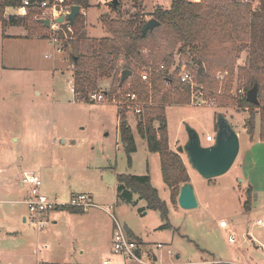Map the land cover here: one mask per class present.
<instances>
[{"label": "rangeland", "instance_id": "rangeland-1", "mask_svg": "<svg viewBox=\"0 0 264 264\" xmlns=\"http://www.w3.org/2000/svg\"><path fill=\"white\" fill-rule=\"evenodd\" d=\"M170 2L171 0H124L122 10L116 13L108 8L109 2L91 0V7L85 16L93 25L91 32L89 31V37L100 38L109 35L98 19L105 12H109L113 17L120 14L123 18H129L142 6L144 13L149 17L156 7L170 6ZM147 16L146 19H148ZM5 31H15L17 37L26 34L29 38L28 30L23 25L3 28L0 23V167L2 168L0 264H7L9 261L19 264H36L38 261H44L50 264L48 260L51 259L54 261L52 264H71V261L80 262L82 259L104 264L103 260L109 257L114 264H121L122 257L108 250L109 243L104 240L100 231L95 238L98 242L97 248H90L89 240H87L90 237L75 236V220L71 222L67 219L62 212L66 209H56L46 213L42 219L47 222V227L43 230L39 229L37 224H32L28 205L19 201L25 198L22 194L27 193V190L21 189L16 180H11L9 175L18 170L22 173L28 170L38 171L43 179L45 193L50 197L57 196L63 203L67 202L72 194L85 192L82 191L85 189H91L105 198L116 197L117 172H126L131 169L120 138L121 120L118 114L124 107L127 91L121 89L116 94L119 97L113 95L103 101L79 102L75 99L72 83H70L73 81V71L70 57L66 52L71 50L67 51L63 47L62 53L58 54L55 44L50 40L43 41L48 40V35L41 41L33 42L35 44L31 43V50L23 55L25 44L12 39L3 41ZM46 54L50 57H45ZM58 55H62L61 59L65 57L64 59L69 60H65L66 62L61 60L60 63L58 61L56 68L53 64ZM248 57L249 51L243 48L237 65H244ZM180 59L182 63H185L186 59L182 55H177L175 62L178 63ZM190 62L194 64V61ZM174 69L175 66L172 71ZM146 70L140 72V77L142 78L141 75L146 71L150 79L154 68L149 67ZM177 73L178 70H176V76ZM223 74V77L217 74L219 81L217 95L231 93V96L241 98V90L244 88H240L234 80L231 90L227 91L225 85L229 81V75L227 72ZM102 85L103 89L110 88V82H104ZM200 89L202 92H199ZM190 92V103L167 106L170 142L174 150L179 152V148L187 141L188 129H193L203 144H212L213 142L207 140V135L211 134L215 137L216 124L222 116H228L239 132L241 141V152L236 164L225 174L226 178L231 177L236 181L235 188L230 185L213 189L212 200H214L210 203L208 213H203V207L185 210L181 206L174 207L169 202V187L164 183L161 184V175L157 178L156 171L153 170L155 173L153 181L157 186L155 187L159 190L161 198L168 203L170 223L177 232L168 228L158 229L162 223L161 215L155 210L144 214L145 209L142 210L146 204L144 200L131 205L115 199L114 209L110 212L149 242V244L142 243L145 247H151L157 243L165 244L164 236L175 233L171 247L174 256L169 255L166 249L155 247L158 260L151 259L155 264L203 262L199 247L208 252L203 254V258L210 259L211 264H216L215 260H219L220 264H264V246L261 245V242H264V228L253 224L254 221H252V234L255 239L249 237L251 235L249 232L246 233L247 219L251 217L250 219L254 220L264 212V166L263 169L253 170L256 183L249 200V205L252 203L249 213L251 216L247 215L244 208H240L245 199L244 189L248 187V183L246 179L242 181L246 172L238 164L250 150L245 148L247 138H250L245 127L250 110L248 107L234 104L235 102H230L225 107L221 106L217 97L206 93L203 83L200 88L191 89ZM126 113V120L133 127L139 146L138 167L140 165L145 167V140L136 130L137 112L132 108ZM256 154L259 153L256 152ZM183 155L192 174L191 184L196 195L203 198V185L206 180L194 169L185 154ZM237 177L238 182L235 179ZM253 193L256 195L254 196ZM135 201H138L136 196ZM60 214L65 216H62L58 224L53 226V218ZM221 216L228 222V227L221 228L220 221L215 220ZM25 217L26 222H24ZM101 219L112 220V217L104 213ZM9 228L31 234L35 241L39 239L38 249L36 247V250L30 251V255L18 252V245L22 239L18 235L21 233L12 234L1 231L9 230ZM230 236L234 237V242L229 240ZM46 243L50 244L48 248L45 247ZM80 247L84 248V254L80 252ZM178 251L181 253V259H177ZM107 253L111 256L104 258ZM147 260L151 261L150 258Z\"/></svg>", "mask_w": 264, "mask_h": 264}, {"label": "trees", "instance_id": "trees-1", "mask_svg": "<svg viewBox=\"0 0 264 264\" xmlns=\"http://www.w3.org/2000/svg\"><path fill=\"white\" fill-rule=\"evenodd\" d=\"M22 1L0 0L2 27L23 25L29 38H46L50 27L37 18L43 12L40 3L44 0H31L33 7L28 15L19 16L14 10ZM123 1L120 0L117 7L108 4V8L111 12L120 13ZM66 2L79 5L86 11L91 7V0ZM85 16L81 12L76 17L71 25L72 32L65 23L58 31L59 38L65 40L64 46L71 50L75 99L96 102L91 98L93 93L104 92L110 98L113 95L119 97L116 94L121 89L137 93L142 109L137 113L136 130L146 141L148 150L160 154L162 177L170 188L173 204L178 203L181 186L191 182L181 154L171 148L169 140L167 106L188 104L191 97L190 86L174 76L182 64L181 59L175 62L177 55L185 57L197 84L201 87L203 83L206 93L217 97L221 106L235 102L248 107L250 116L245 127L250 139L254 138L259 121V136L264 142V0H171L169 7H156L148 19L142 6L129 18L120 14L113 17L105 12L101 14L100 22L109 35L100 38L88 36ZM151 18L159 24L144 33L143 25ZM243 48L249 51V57L244 65L238 66L237 60ZM190 61H194L195 65ZM162 64L164 68H160ZM174 66L176 70L171 73ZM149 67L154 68V72L149 80H144L140 72ZM124 70L131 71V75L121 83ZM220 72L229 75L225 85L227 91L231 90L234 80L240 88H244L241 98L231 96V93L217 95V74ZM105 79L111 80L109 89L100 87ZM255 85L259 89L258 104L250 103L246 98V92ZM126 111L123 107L118 112L120 138L131 165L137 144L133 128L126 120ZM117 180L118 201L137 204L134 200L137 196L139 200L146 201L143 209L160 213L163 221L161 228H172L168 203L161 198L149 174L121 173L117 175ZM252 192V189L247 191V208ZM66 210L85 212L77 208Z\"/></svg>", "mask_w": 264, "mask_h": 264}, {"label": "crops", "instance_id": "crops-1", "mask_svg": "<svg viewBox=\"0 0 264 264\" xmlns=\"http://www.w3.org/2000/svg\"><path fill=\"white\" fill-rule=\"evenodd\" d=\"M166 3H168V2H166ZM167 7H169V6H167ZM88 10L86 11L87 14H88ZM98 19L100 20V17ZM84 24H85V30L88 31V36H89V31L92 30L93 25L88 22L87 17L85 18V23ZM10 27H13V26H10ZM10 39H12L13 41L23 42L22 44H25L24 45L25 48L23 49V51H24V54L23 55H25L27 53V51L31 50V46H30L31 43L32 44H35L33 42L41 41V39L27 38L26 37V34L24 36L23 35H18V37H17V33L15 31H12V32L11 31L10 32L5 31L3 33V41H7V40H10ZM43 41L49 42V39L48 40H43ZM64 49H66L67 51L70 50L69 48H66L65 46H64ZM23 51H21V52H23ZM57 53H58V51H57ZM69 53L70 52H66L67 56L70 57ZM58 54H60V53H58ZM45 57H50V55H47L46 54ZM61 57H62V55L61 56L58 55L55 58V63L53 65H55L56 68L58 67L57 66V62L58 61L60 63L61 60L63 62L66 60V59H64L65 57L62 58V59H61ZM68 60L69 59H67L66 61H68ZM60 67H62V66H60ZM15 68H20V67L15 66ZM104 82H111V80L110 79L103 80L100 83V85H101L100 87H104L102 85ZM225 117L230 122V124L232 125V127L234 128L235 126H234L233 122H231L230 118L228 116H225ZM216 130H217V128H216ZM237 133H238V135H240L239 132H237ZM259 134H260V123L258 121L257 131H256V134H255L254 138L252 140L249 137L247 138V144H246V147L245 148L246 149H250V150L244 155V157L242 158V161L238 164L239 167L241 169L245 170V172H246V176H245L244 179H242V181H244L246 179V181L248 183V187H246L244 189V191H245V199L243 200L242 205H241L240 208H244V210H245V212L247 213L248 216H251L249 213H250V211L252 209V203L247 208V207H245V202L247 200V195H246L247 191L249 189H252L253 192H254V185H255L256 181H255V177H254V174H253V170L256 169V168L257 169H263V166H264V162H262V160L264 159V142L261 141ZM135 140H136V144H137V150L132 154V164L130 165V168L131 169L127 170L126 172H119V173L117 172V175L118 174H121V173H131V174H138V175L149 174L151 176V180H152L153 185L156 186L154 184V181H153V178H154L153 176L155 174L153 172V170H155L156 171L157 178H158V175H161V178H162L161 184H163V183L165 184V182L163 180V177H162L161 157H160V154L157 153V152H150L148 150L147 143L145 141V150H146L145 151L146 152L145 153L146 154L145 167H142V165H140V167H138V164H137V161H138L137 154H138V151H139V146H138L136 137H135ZM169 140H170V137H169ZM170 145H171V148L174 150L171 142H170ZM203 145H205V144H203ZM208 145H211V144H206V146H208ZM240 152H241V141H240ZM240 152H239V154H240ZM256 152H258L259 154H256ZM178 153L181 154V156H182V158H183V160H184V162H185V164L187 166V169H188V172H189V175H190V179H191V182H192V174H191V171L188 168V164H187V162H186L185 157H184L183 154H185L186 157H187V155H186L185 152H182V153L181 152H178ZM237 159H238V157H237ZM237 159H236V161H237ZM236 161H235L234 165L236 164ZM31 171L32 170H28V171H25V172H31ZM25 172L22 173V172H20V170H18V171H15V173L10 174L9 177L13 181L16 180V182L19 184V187L21 189H26L27 190V188L24 187L21 184V182H20L21 175L24 174ZM225 174H223L221 176H218V177H215V178H212V179H205L206 181H204L205 184L203 185V198L197 196L198 201H199V206L196 207V208L203 207V213H208V211L210 210V203L214 200V199L212 200V198H213V192H212V190L213 189H220V188H222L224 186H230V185L233 186V188H235L234 185H235L236 181H234L231 177H230V179L226 178L225 177L226 176ZM1 175H2V168L0 167V177H1ZM235 179H237V182H238V177L235 178ZM117 188H118V180H117V185H116V191H117ZM229 188H232V187H229ZM44 190H45V187H44ZM169 190H170V188H169ZM82 191H85L84 193H90L92 195V197H93V200H94L95 204L99 205L100 207H93L92 209H90L88 211H85L83 213H74V212H71L69 210L62 211V212H64V214L67 216V219L69 221L73 222L75 220V226H74V235L75 236H81V235L83 236V235H85L86 238L87 237H90V239H87V240H89L88 243L90 244V248L91 249L93 247L94 248H97L98 247V242L95 241V238H97L96 235L100 231V233H102L103 236H104V240L109 243L108 250L112 251V248H113L114 220H113V217L111 215L112 213H110L108 211V209H109V207L113 206V201L115 199H117V193H116V197H114V198L113 197H111V198H109V197L105 198V197H102V195L96 194L91 189H85V190H82ZM255 195L256 194H254V196ZM22 196L23 197L25 196V198L24 199H21L19 201H21V203L22 202L24 203V200L28 196V190H27V193L22 194ZM253 199H254V197H253ZM134 200H135V196H134ZM140 201H143V200H139L138 199L137 204ZM169 202L174 207L175 206H179L178 203L177 204H173L172 203V201H171V192H170V201ZM123 203H125V202H123ZM130 204L133 205L132 203H130ZM107 205H108V208H106ZM145 207H146V204L143 206V208H145ZM113 209H114V206H113ZM142 210H144V209H142ZM185 210H187V209H185ZM150 211H152V210L151 209H145L144 210V214H147ZM104 213L109 214V216L111 215L112 220H109V219H104L103 220V219H101V218H103V214ZM65 215H61V214L60 215H56L53 218V226H55L56 224H58V220L62 216H65ZM263 216H264V212L262 214H259L256 218H254V220H251L250 219L251 217H249L247 219L248 221H247L246 225H248V228H247L246 233L249 232L251 235H249V234L248 235H249V237L251 236L250 238L253 237V240L255 238H254V236L252 234V229H253L252 226H253V224H256L257 225V223H256L257 220L259 218L263 217ZM215 220L216 221L217 220L221 221V220H225V219L222 218V216H221L220 218H218V217L215 218ZM26 221H27V218L25 217L24 218V222H26ZM252 221H254L253 224H251ZM121 223L125 225L126 230L128 231V233L131 236H133V237L141 240V242H143L145 244H149V242H146L142 237H140L139 235H137L125 222H121ZM162 224H163V221L158 226V229H163V230L166 229V228H161V225ZM171 225H172V228H168V229H171V230L174 229V231L177 232V229L174 228L173 224H171ZM69 226L71 227V224ZM0 228L2 229V227H0ZM221 228H223V227H221ZM13 229L14 228H9V230L8 229H4V230H1V231H5L6 233H12V234L13 233H21L19 230H13ZM18 236H21V238H22V239H20V244L18 245V252H21L23 254L30 255L31 254L30 251H32L33 249L36 250V247L38 249V247L40 245L39 239L37 241H35L33 239V236L31 234H26V233H23V232L21 234H19ZM164 237H166V239L163 240V241H165V244L167 243V246L168 247H172V243H174L175 233L173 232L170 235H166ZM84 241H85V239H84ZM261 245L263 247L264 246V242H261ZM49 246H50V244L49 243H46L45 247L48 248ZM80 249H81L80 252L84 254V252H85L84 248L83 247L82 248L80 247ZM199 250H200L201 261H205V260L211 261L208 258H203V254L204 255L205 254H208V252L204 248H200L199 247ZM109 256H111V255L110 254L108 255V253H107V254L104 255V258L105 257H109ZM176 256H177V259H179V258L181 259V253L179 251H178V253H177ZM109 258H107V259H109ZM88 260L89 259H82V260H80V262H78V261L77 262L76 261H71L70 263L71 264H96L94 262H89ZM105 260L106 259H104L103 262ZM48 261H49L48 263H50V264H52V262H54L52 259L51 260H48ZM215 261H219V260H215ZM198 262H200V261H198ZM7 264H19V263L18 262H14V261H9Z\"/></svg>", "mask_w": 264, "mask_h": 264}, {"label": "built area", "instance_id": "built-area-1", "mask_svg": "<svg viewBox=\"0 0 264 264\" xmlns=\"http://www.w3.org/2000/svg\"><path fill=\"white\" fill-rule=\"evenodd\" d=\"M104 2H109L111 0H103ZM40 6L43 8V12L37 18L45 20H50V34L49 40L57 46V51L61 53L64 47V39L59 38L58 31L62 30V24H67L68 29L72 32L71 25L67 22L66 18L71 12L72 5L66 0H44L40 3ZM33 7V3L31 0H23L21 5L15 9V12L19 16H27L29 10ZM81 12L86 15V10L81 8ZM61 16H65L64 22H59L57 19ZM165 65L162 64L160 68H164ZM176 70V67L175 69ZM171 73H174L172 71ZM178 75L176 76L181 82L190 85L191 89L194 90L197 87H200L196 80L192 71L188 68L186 63H182L178 68ZM144 80H149L148 72H144L142 75ZM219 77H223V73H219ZM72 90L74 89L73 81ZM199 92H201L199 90ZM242 94H244V90H241ZM109 96L104 92H95L91 95V98L95 101H103L105 98ZM116 97V96H115ZM125 102L124 107L129 110L132 109L139 113L141 111V107L138 104V95L136 92H127L125 93ZM212 103H214L212 101ZM207 140L209 142H214L215 137L211 134L207 135ZM21 184L27 188L28 196L24 200V202L28 205L29 211L31 214V223L37 224L38 228L43 230L47 227V222L42 219V217L53 210H63L68 208H77L83 211H88L93 207H100L95 204L93 197L90 193H75L72 194L69 200L65 203L60 202L57 197H50L44 191V183L41 175L37 171L25 172L21 175L20 178ZM113 209V206L109 207L108 211ZM111 213V212H110ZM114 220V230H113V254H117L122 257L121 264H155L154 261L158 260V257L155 253V247L159 249H166L167 253L171 256H174V253L171 247L163 243H157L152 245L151 247H145L137 238L131 236L124 225L118 220V218L111 214ZM257 225L264 228V216L257 220ZM220 226L226 228L228 226V222L226 220H221L219 222ZM229 240L234 242L235 239L233 236H230ZM147 258H150L151 261H148ZM216 264L220 263V261H214ZM211 261H203V262H175L170 264H211ZM36 264H47L44 261H38ZM104 264H114L110 259H106ZM120 264V263H118Z\"/></svg>", "mask_w": 264, "mask_h": 264}, {"label": "water", "instance_id": "water-1", "mask_svg": "<svg viewBox=\"0 0 264 264\" xmlns=\"http://www.w3.org/2000/svg\"><path fill=\"white\" fill-rule=\"evenodd\" d=\"M120 0H111L109 5L117 7ZM81 13L79 5H72L71 12L66 20L73 25L76 17ZM59 22L65 21V16L57 19ZM44 23L49 26L50 20ZM159 22L155 18H151L143 25V32L153 29ZM131 71L124 70L121 77L123 83L129 76ZM246 98L250 103L258 104L259 89L258 85L246 92ZM215 141L211 145H203L197 132L188 129V137L184 146L179 148V152H185L190 164L205 179H212L227 173L234 165L240 152V138L237 131L232 127L225 116H222L216 125ZM178 204L184 209H194L199 206V201L195 189L191 182L184 183L178 195Z\"/></svg>", "mask_w": 264, "mask_h": 264}]
</instances>
